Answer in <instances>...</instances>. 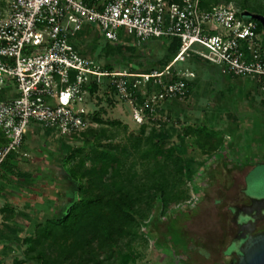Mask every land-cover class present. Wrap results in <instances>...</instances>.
<instances>
[{
	"label": "rangeland",
	"instance_id": "obj_1",
	"mask_svg": "<svg viewBox=\"0 0 264 264\" xmlns=\"http://www.w3.org/2000/svg\"><path fill=\"white\" fill-rule=\"evenodd\" d=\"M239 2L232 3L239 7ZM5 9V0H0V13L4 14ZM120 39L136 43L125 31ZM166 42L167 38L148 42L149 47L157 45L152 59L162 58L159 49ZM106 43L96 26L85 27L75 40L83 55L101 64L104 62L99 55ZM183 67L196 75L190 95L182 101L165 103L168 112L163 105L169 123L158 128L156 139L170 143L181 156L187 176L180 189L187 192L188 199L171 206L166 214L159 211L141 227L143 238L133 248L130 264H226L230 261L226 246L235 233L229 207L248 203V199H264V99L257 83L249 78L224 76L212 64L187 62ZM116 68L125 70L122 66ZM98 100V108L103 106L106 111L103 120L120 121V127L93 124L96 136L64 137L55 130L31 126L18 154L17 177L0 179V264H14L16 259L25 258L24 239L33 235L37 225L56 216L54 195L62 196L59 206L63 208L59 211L71 202V184L63 178L69 175L68 168L65 170L63 163L74 151L83 149L88 153L97 144L126 145L130 150L126 171L144 177L149 168L148 161L141 157L145 147L134 151L129 141L130 132L138 129L132 122L131 107L118 101L110 106L103 95ZM188 126L214 131L216 139L222 140L220 149L210 155L202 153L194 138L184 135Z\"/></svg>",
	"mask_w": 264,
	"mask_h": 264
},
{
	"label": "built area",
	"instance_id": "obj_2",
	"mask_svg": "<svg viewBox=\"0 0 264 264\" xmlns=\"http://www.w3.org/2000/svg\"><path fill=\"white\" fill-rule=\"evenodd\" d=\"M5 3L0 13V131L6 144L0 148V175L9 157L21 153L31 126L64 137L85 131L93 125L102 95L127 103L138 128L169 123L163 105L186 99L196 75L183 65L194 57L219 67L224 76L254 80L264 99V27L233 3L209 11L201 9L200 0ZM92 26L108 42H121L125 31L138 45L177 38L180 49L160 71L105 70L75 45L78 34Z\"/></svg>",
	"mask_w": 264,
	"mask_h": 264
},
{
	"label": "trees",
	"instance_id": "obj_3",
	"mask_svg": "<svg viewBox=\"0 0 264 264\" xmlns=\"http://www.w3.org/2000/svg\"><path fill=\"white\" fill-rule=\"evenodd\" d=\"M237 1L200 0V5L201 9L209 11L216 5ZM238 8L264 16V0H240ZM258 24L261 31L262 25ZM155 46L107 41L99 56L103 59L105 70L122 66L135 73H150L164 69L174 59L180 49V41L167 38V42L160 45L159 51L163 55L158 60L152 59ZM188 62L209 64L198 57ZM193 84H189L186 98ZM97 91L94 88V92ZM107 102L110 106L115 104L109 98ZM103 114L106 111L100 106L92 118L93 124L122 125L120 121H104ZM165 124L143 125L130 132L131 148L139 152L142 145L145 147L141 157L148 161L149 168L144 177L137 178L132 170L126 171V161L130 157L126 145L97 144L88 153L78 149L66 157L63 168H68L66 172L69 175H63V178L71 184V202L59 215L35 227L33 235L24 239L27 246L25 258L16 259L14 264L33 261L39 264H130L132 250L143 238L141 227L159 211L166 214L171 206L188 199L187 192L180 189V185L186 184L187 176L181 156L170 143L156 139L158 128ZM124 129L126 131L128 127L124 126ZM97 134V130L90 126L73 135L89 137ZM184 135L194 138L195 145L205 155L215 153L221 147L222 140L216 139L215 132L206 127L188 126ZM5 144L0 131V148ZM18 158L17 154L9 157L2 167L0 179L17 177ZM77 158L79 161L70 165ZM4 210L14 213L10 209Z\"/></svg>",
	"mask_w": 264,
	"mask_h": 264
},
{
	"label": "flooded vegetation",
	"instance_id": "obj_4",
	"mask_svg": "<svg viewBox=\"0 0 264 264\" xmlns=\"http://www.w3.org/2000/svg\"><path fill=\"white\" fill-rule=\"evenodd\" d=\"M248 200V203L231 205L227 211L235 233L226 246L231 261L226 264L235 263L247 238L264 232V207L253 204L254 199Z\"/></svg>",
	"mask_w": 264,
	"mask_h": 264
},
{
	"label": "water",
	"instance_id": "obj_5",
	"mask_svg": "<svg viewBox=\"0 0 264 264\" xmlns=\"http://www.w3.org/2000/svg\"><path fill=\"white\" fill-rule=\"evenodd\" d=\"M243 16L260 22L264 27V16L248 11ZM253 204L264 207V199H254ZM234 264H264V232L250 236L243 242Z\"/></svg>",
	"mask_w": 264,
	"mask_h": 264
},
{
	"label": "crops",
	"instance_id": "obj_6",
	"mask_svg": "<svg viewBox=\"0 0 264 264\" xmlns=\"http://www.w3.org/2000/svg\"><path fill=\"white\" fill-rule=\"evenodd\" d=\"M166 105H169V104L167 103ZM166 105H165V111L168 112L169 109H167L168 106L166 107ZM25 141H26V140H25ZM23 147H24V146H23ZM0 185H1V183H0ZM1 194H2V193H0V195H1ZM58 196H59V197H58ZM53 197H54L53 200L55 201V202H54V203H55L54 207H57V209H56L53 213H54V215L57 216V215H59V213L61 212V211H59L58 209H62V208H63V207L60 208V206H59V202H60V200L62 199V196H61L60 194H58L57 196L54 195ZM32 198H33V197H32ZM33 199H34V198H33ZM35 199H37V197H35Z\"/></svg>",
	"mask_w": 264,
	"mask_h": 264
}]
</instances>
